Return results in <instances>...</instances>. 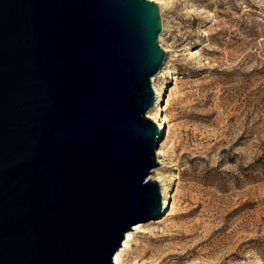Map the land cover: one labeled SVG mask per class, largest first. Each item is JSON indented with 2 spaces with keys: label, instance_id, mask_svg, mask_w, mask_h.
I'll return each instance as SVG.
<instances>
[{
  "label": "water",
  "instance_id": "water-1",
  "mask_svg": "<svg viewBox=\"0 0 264 264\" xmlns=\"http://www.w3.org/2000/svg\"><path fill=\"white\" fill-rule=\"evenodd\" d=\"M149 0H0V264H114L163 213Z\"/></svg>",
  "mask_w": 264,
  "mask_h": 264
},
{
  "label": "rangeland",
  "instance_id": "rangeland-1",
  "mask_svg": "<svg viewBox=\"0 0 264 264\" xmlns=\"http://www.w3.org/2000/svg\"><path fill=\"white\" fill-rule=\"evenodd\" d=\"M159 1L170 213L124 263L264 264V0Z\"/></svg>",
  "mask_w": 264,
  "mask_h": 264
},
{
  "label": "bare ground",
  "instance_id": "bare-ground-1",
  "mask_svg": "<svg viewBox=\"0 0 264 264\" xmlns=\"http://www.w3.org/2000/svg\"><path fill=\"white\" fill-rule=\"evenodd\" d=\"M149 1H153V2H156L157 4H160L159 0H149ZM159 40H161V37ZM168 67H169V65H168L167 61L165 60L161 69L155 75V78L162 76ZM155 78L153 79V85H152L155 96H156L155 105L147 112V117L150 118L151 120H153L154 122H156L159 125L160 129L162 130V133L158 137L159 144H158V149H157V160L160 163H162L164 158L167 156L164 141L167 139V134L169 131V120H168L167 115H163V112L166 110L165 107H162V101H163L162 96H163V94H162L161 90L159 88H157V86L155 85V83H154ZM149 180L156 181L160 185V192L162 195V204H163V213L161 214V217H159L157 220H161L162 216H164V215L168 216L170 213L169 199L171 198V191L167 187L166 176H164V174L159 169L155 168L151 172V174L149 176ZM161 221H163V220H161ZM161 221H159V222H161ZM141 227H142V225L137 224V225H135L134 229H132V231L127 233L126 238L123 242V246L114 255V258H113L114 264H125L124 259H123L124 254L132 246L131 243H132V239L134 236V232L136 230H139Z\"/></svg>",
  "mask_w": 264,
  "mask_h": 264
}]
</instances>
